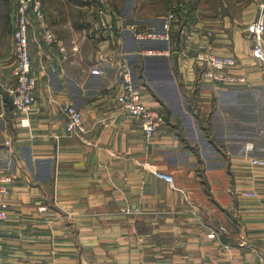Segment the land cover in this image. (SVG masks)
<instances>
[{
	"label": "crops",
	"instance_id": "obj_1",
	"mask_svg": "<svg viewBox=\"0 0 264 264\" xmlns=\"http://www.w3.org/2000/svg\"><path fill=\"white\" fill-rule=\"evenodd\" d=\"M91 14L97 21L95 11L87 19ZM244 19L245 28L230 22L228 30L216 29L208 40L207 28L190 17L193 27L183 34L176 30L173 47L164 42V48H149H169L172 57L187 43L196 49L211 42L217 53L238 59L232 73L244 76L245 86L198 83L193 62L178 65L184 77L182 94L187 89L202 99L198 109L195 101L191 104L193 115L201 118L203 111L204 120L209 118L212 124L208 125L211 133L214 124L222 131L227 130V121L233 125L231 142L222 147L229 150L232 172L217 166L205 169L202 150L190 136L192 117L183 110L188 115L183 119L170 103L164 109L165 101L153 97L144 68L148 67L146 58L154 57L143 56L148 49H140L131 34L124 37L125 33L117 31L104 38L97 32L94 39H100L101 49L110 58L119 51V47L112 50L111 41L122 49L124 45L137 73L144 70L142 79L138 78L147 85V103L167 116V124L151 139L134 118L100 93L108 82L92 75L99 65L93 54L90 64L77 61L78 68L65 65L56 50L45 47L41 56L31 45L32 74L37 79L31 124L26 126L8 95H0V165L10 162L7 140H12L18 152L10 166L15 177L9 198L11 220L0 222V264H264V168L250 166L246 149L253 144L252 155L264 159V128L257 125L264 119L255 105L264 97L254 92L264 91V68L251 58L246 26L255 17ZM114 25L115 30L123 25L121 16L117 15ZM9 48L0 50V62L11 80L16 63L12 36ZM72 51L73 56L80 55L77 44ZM160 57L156 58L164 65L162 71L171 69V57ZM174 89L180 90L177 83ZM49 92L71 99L83 112L87 133L81 139L68 134L64 116L47 101ZM262 110L264 104V114ZM159 173L171 176L173 183ZM246 192L258 197L247 198ZM54 199L60 212L52 208L40 212L41 206ZM128 208H137L140 214L128 217L122 213ZM226 211L237 223L232 222L231 232L224 225L215 227L224 223ZM221 227L227 233L208 237Z\"/></svg>",
	"mask_w": 264,
	"mask_h": 264
},
{
	"label": "built area",
	"instance_id": "obj_2",
	"mask_svg": "<svg viewBox=\"0 0 264 264\" xmlns=\"http://www.w3.org/2000/svg\"><path fill=\"white\" fill-rule=\"evenodd\" d=\"M16 1V28L12 34L16 63L11 72V80L7 79L3 72V64L0 62V95L9 96L14 110L24 117L26 126L31 124V112L35 104V91L37 79L32 74L33 58L31 55V45L37 48L42 56L43 50L47 47L51 51H58L63 60L67 59L66 46L62 39L58 38L50 26L44 0H15ZM97 21L89 28V37L93 38L95 33L102 32V37L109 38L113 32H129L136 41L165 42L169 45L173 42V35L176 30L182 34L193 27L190 22L189 5L186 1L173 4L167 15L164 17L162 29L158 31L145 30L136 25L124 23L115 30L114 20L117 15L110 8L108 0H100L95 5ZM256 18L247 25V32L250 35L252 48L251 58L254 63L260 64L264 68V5L260 9ZM199 24V23H197ZM196 24V25H197ZM91 25V24H90ZM205 37L210 40L215 36L214 31L205 29ZM187 43V42H186ZM193 51V67L197 71V79L201 83H209L219 87L245 86L248 81L244 76L233 74L232 71L238 66V59L232 55L217 53L211 42L205 46L194 49L189 44L180 52L183 56ZM171 49H148L142 52L145 57H171ZM111 69L104 75L108 85L102 91L104 95L113 103L117 104L120 110L128 116L134 118L140 125L147 139H151L162 126L167 124L165 112L152 108L148 105L146 95L147 89L136 75L135 64L132 63L130 55L119 46V51L111 59ZM48 103L61 113L66 120V130L68 134L81 137L87 133L83 112L75 105L71 99L58 98L49 92ZM7 147L8 166L0 165V222L11 220V196L12 186L15 177L11 171V164L14 158L18 157V152L13 146L12 140L5 142ZM247 158L250 166L254 168H264V159L252 155L253 144H248ZM167 182L173 183V178L166 174H158ZM186 195L184 192H181ZM235 194V191L231 192ZM247 198H257L255 192H246ZM52 208L56 212L62 209L54 199L40 207V212L47 213ZM126 216L131 217L140 214L139 209L128 208L122 210ZM67 214V213H66ZM227 233L225 227L218 230L213 229L208 235L211 239L218 238L219 234Z\"/></svg>",
	"mask_w": 264,
	"mask_h": 264
},
{
	"label": "rangeland",
	"instance_id": "obj_3",
	"mask_svg": "<svg viewBox=\"0 0 264 264\" xmlns=\"http://www.w3.org/2000/svg\"><path fill=\"white\" fill-rule=\"evenodd\" d=\"M180 1L181 0H108L112 11L116 15L121 16V18L124 20V23L127 25H136L141 29L150 31L154 30L158 32L162 29L164 22L163 19L167 15L170 6ZM182 1L187 2L189 9L194 8L193 18L191 19L192 22L202 23L205 26L204 28L212 31L216 29L228 30L227 26L230 22H234L239 29L245 28V25H242L244 24L245 16H252V18H256V16H258L261 11L260 9L262 5H264V0ZM44 3L46 5L47 19L50 26L54 30L57 37L62 39L66 46L67 59L65 60L64 64H71L72 66L79 68V65L76 62L79 61L81 64L84 62L90 64L91 54H93L94 57H96L95 60L99 62V65L98 69L92 71V75H96L97 79L104 82V75L111 69L110 63L112 58L109 57L110 55L108 53L106 54L105 51L101 49L103 48V45L101 44L100 39H94V36L92 40L89 35L87 36L89 28H91L92 25L94 28V20L96 19L95 15L92 16V14L90 15V18L87 19V14L95 11V5L99 4L100 0H44ZM219 12L222 14L229 12L232 18L228 17L230 15H227L225 17L223 16L224 19H222L220 18L221 15H219ZM223 20H225V22L227 21V24L223 23ZM16 22V1L0 0V50L2 48H4L2 50H10V38L16 28ZM180 34L177 33V39H180ZM123 36H130V33L125 32ZM88 37L89 39H87ZM130 39L131 38H129V40ZM90 40H92V43L89 42ZM74 41L76 42L75 44H73ZM93 41H96V43L94 44ZM76 44L79 49V56H73L74 52L72 49ZM171 46L173 47V45ZM110 47L113 51H116L119 46L117 43L113 44L111 41ZM139 47L142 50L149 48H164L166 47V44L160 41H142L139 43ZM113 55H115V53ZM192 57L193 54L190 55V53L186 56H183L180 52L174 54L168 62L169 68L171 69L166 71H162L161 66L164 65L158 64L159 60L157 61L156 57L153 59L146 58L148 67L144 68V76H146L145 80L152 91L153 97H157L160 100L165 101V105L162 104L164 109H169L170 106L167 103H170V105L175 107L174 110L176 115L182 114L181 117L187 120L188 115L182 113V111L185 110V112H187V114L192 117L193 125L190 136L193 141L198 142L199 147L202 150V155L204 156L205 161V169L217 166L222 167L224 172H232L233 169L231 168V163L227 159L229 150L226 149V151H223L222 147H224L227 142H231L229 141V134L232 129H234L233 125L227 121V130L222 131L223 128L219 129L218 125L214 124L213 128H215V131L211 133L209 131L208 125L212 126V124H210V120H208L209 118L207 121L204 120L207 117L204 115V113H202L203 111L199 112L201 118L193 115L192 112V110H194V108L191 106V104L194 103L193 101H195L194 105L196 106V109H198L200 106L199 104H203L201 101L202 99H198L195 94H190L187 89L185 90V94H182V89L185 88L183 82L184 77L178 65L182 62V67L187 62H190L191 64L193 61ZM160 59H162L161 61L164 63L166 62L163 57H160ZM194 70L196 71L195 68ZM136 75L142 79L140 70L139 73L136 71ZM141 83L144 84L145 87L147 86L144 81H141ZM176 83L180 90L174 89ZM198 83L201 82L198 81ZM254 92L262 98L264 97V91L261 88ZM263 101V99L261 101L258 100L255 104L256 108L259 109L258 112H260L261 116L263 117L262 119H264V114L261 112V108L264 104ZM255 105L253 107H255ZM247 109H249V111L252 110L251 108ZM257 125H259L260 128H264V122ZM227 146L230 147V145ZM185 196L186 195H184V197ZM185 200L188 202L187 196L185 197ZM192 207L194 208V204ZM236 216L238 215L235 214V218ZM222 218L223 219H221V222L224 223L217 224L215 227L224 225L231 232L232 222L237 225L236 219H234L228 211H226V215H223Z\"/></svg>",
	"mask_w": 264,
	"mask_h": 264
},
{
	"label": "trees",
	"instance_id": "obj_4",
	"mask_svg": "<svg viewBox=\"0 0 264 264\" xmlns=\"http://www.w3.org/2000/svg\"><path fill=\"white\" fill-rule=\"evenodd\" d=\"M172 5H173V4H172ZM172 5H171V6H172ZM171 6H170V7H171ZM193 10H194V8H193V9H191V8L189 9L191 19L193 18V13H194ZM219 11H220V10H219ZM224 12H225V11H224ZM229 12H230V11H229ZM229 12H228V13H225V14H222L221 12H219V15H221L220 18L223 19V18H224L225 16H227V15H230V16H228V17L232 18V17H231V14H230ZM223 16H224V17H223ZM175 64H176V61H175ZM143 71H144L143 69H140L141 77H142Z\"/></svg>",
	"mask_w": 264,
	"mask_h": 264
}]
</instances>
